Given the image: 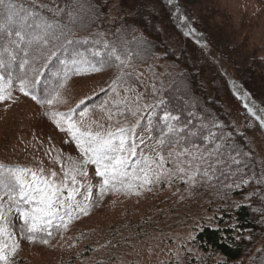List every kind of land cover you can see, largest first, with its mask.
I'll return each instance as SVG.
<instances>
[{
    "label": "trees",
    "instance_id": "trees-1",
    "mask_svg": "<svg viewBox=\"0 0 264 264\" xmlns=\"http://www.w3.org/2000/svg\"><path fill=\"white\" fill-rule=\"evenodd\" d=\"M7 2L13 5L14 13H34L32 19L35 23L51 24L52 28L45 36L48 44L34 43L31 46L27 57L29 64L24 69L18 67L19 60L9 66L10 86L7 83L8 75L0 69V75L5 76L0 86L6 89L2 93L5 98L0 100V122L4 119L8 97L21 94L31 101L26 102L31 109L27 118L36 136L46 142L54 159L65 162L72 160L75 165L78 163L76 156L82 153L72 151L77 141L67 131L69 122L79 128L78 123L89 118H104L123 124L132 120V126L139 121L136 132L144 143L136 139L137 156L131 157L130 163L139 159L141 152L149 157H155V152H159L164 156V164L156 172L165 173L169 178L168 184L162 182L159 195L145 201L151 211L157 212L163 205L171 211L176 207L177 218L185 212L182 215L184 224H200L194 228V242L203 251H210L220 257L219 261L212 264H264V179L256 157L222 104L223 88L216 82L217 74L212 75L210 83L213 90L208 93L202 82L206 69L203 56L193 66L186 55V47L181 48L180 52L169 48L159 27L164 23L181 41L191 42L218 59L221 71L227 76L225 78L231 94L247 110L252 109L251 113L257 118L262 115L260 110L264 109V62L255 52L246 57L233 46V42L238 41L241 48H245L251 27L247 25V20L234 19L217 0ZM5 15L7 12L0 7V23L4 21ZM61 32L68 33L69 39L77 41L67 52L59 47L64 43ZM105 44L116 47L117 54L126 61L125 65L117 67L114 63L93 72L88 70L86 62L72 63L73 60L95 62L91 53H103ZM6 47H10L8 41L0 37V50ZM51 51H57L59 60H65L67 67L56 57L45 66V55ZM77 68L82 69L81 74H76ZM140 69H144V75L168 84L153 107L142 110L141 103L136 102L138 110L135 112L132 97L141 88ZM118 77L122 79L113 91V81ZM22 79L29 81L24 91L20 90ZM84 82L89 93L73 106L75 89ZM49 100L52 102L48 103ZM165 111L179 117L178 122H174L177 128L198 131L203 126L205 130L211 128L218 136L223 134V140H217L216 143L224 144L229 151L232 150L229 146H234L241 154L237 159H241L242 163L233 165L231 169L223 167L217 170L212 179L198 174L189 179L193 171L182 163L188 158H178L177 154L185 147L192 148L193 144L201 148L203 146L199 139L192 138H188L190 142L185 144L184 134L181 133L170 146L161 148L157 141L162 124L160 117ZM260 128L264 133L261 122ZM101 133H106V129ZM37 142L39 145L42 143L39 140ZM236 151L232 154L236 155ZM169 153L172 155L169 156ZM83 161L88 166L84 155ZM180 168H185L186 172H180ZM164 189L166 192H163ZM115 193L123 195L121 189ZM0 197L1 203L7 205V197L2 193ZM98 198L91 199V211L101 205L102 199ZM204 208H213L212 215L199 217L200 209ZM12 213L8 215V220L13 219L14 215V219L19 216L15 211ZM81 216L82 213L78 212L72 215L70 221L65 217V222L67 225L72 224ZM205 217L213 223L212 226L207 225ZM59 223V220L54 221V224ZM22 224L18 226L8 221L13 236L19 238L21 243L35 244L44 237V232H40L35 234L34 240H29V234L21 232Z\"/></svg>",
    "mask_w": 264,
    "mask_h": 264
},
{
    "label": "rangeland",
    "instance_id": "rangeland-1",
    "mask_svg": "<svg viewBox=\"0 0 264 264\" xmlns=\"http://www.w3.org/2000/svg\"><path fill=\"white\" fill-rule=\"evenodd\" d=\"M217 1L234 19L245 18L247 25L251 26L245 48H241L238 41L233 42V46L246 57L255 52L264 62V0ZM159 27L162 38L169 48L180 52L181 48L186 47V55L193 66L198 63L199 57L203 56L206 69L202 75V82L208 93L213 90L210 83L212 75L217 74L216 82L223 88L222 104L238 132L244 134L247 146L254 153L261 177L264 179V133L260 128V122L231 94L226 81L227 76L219 67L220 61L199 46L183 40L182 42L164 23ZM139 72L142 74L141 88L137 91L139 95L136 92L132 97L135 112L138 110L136 102L141 103L142 110L153 107L168 84L144 75V69H140ZM86 84L84 82L76 87L73 106L89 93ZM26 102L31 101L21 94L8 97L5 102L4 119L0 122V162L14 168L31 169L57 186L67 183L69 188L73 187L71 176L66 178L65 172L75 169L74 174L78 182L76 186L83 185L75 199L84 206L86 214L81 212L82 216L74 223L68 224L66 228L63 226L56 228V224H53L52 236L44 233V237L35 244H21L19 239L13 236L18 248L9 257L10 264H212L220 260L217 254L203 251L193 242L194 228L200 224L196 226L192 223L184 224L182 215L185 212L177 218L176 207L171 211L163 205L157 212H153L145 204L148 198L159 195L163 183L168 184L167 174L156 172L151 183L145 184L137 180L131 188L117 184L115 188L109 187L101 194L99 185L102 178L96 175L94 164L88 162L87 166V163H84L82 154L76 156L78 163L75 165L72 160L65 162L54 159L46 142L41 141L30 126L27 115L31 109L30 104ZM131 122L132 120H129L123 124L104 118H89L80 121L78 125L81 131L101 133L104 129L107 132L116 131L120 127H131ZM38 140L42 142L41 145L38 144ZM72 151L81 153L75 145ZM52 173H55V177L51 175ZM89 185L91 199H99L98 197L102 199L99 208L92 211L89 209L91 199L88 201L84 199ZM120 189L123 195L115 193L120 192ZM163 192H166V189ZM64 195H67V189L64 190ZM212 210L214 209H200L199 217L207 214L211 216ZM78 212L74 208L72 215ZM14 217L15 215L8 221L20 226L23 221L19 216L15 219ZM205 219L207 225L212 226L213 223L211 224L207 217ZM8 227L12 232L9 225ZM43 239H47L48 243L41 242ZM5 242L11 244L13 241Z\"/></svg>",
    "mask_w": 264,
    "mask_h": 264
},
{
    "label": "snow or ice",
    "instance_id": "snow-or-ice-1",
    "mask_svg": "<svg viewBox=\"0 0 264 264\" xmlns=\"http://www.w3.org/2000/svg\"><path fill=\"white\" fill-rule=\"evenodd\" d=\"M0 7L7 12L4 21L0 23V37L6 39L10 45V47L0 50V69H3L8 75L7 83L10 86L11 72L9 66L19 60L18 67L24 69L29 64L27 57L31 46L34 43L48 44L45 36L48 34L49 29L52 28V25L35 23L34 19H32L35 15L34 13L26 15L14 13L12 11L13 5L8 3L7 0H0ZM38 29L41 31H38ZM61 35L64 37V43L59 47L64 52H67L70 48H73L77 41L69 39L68 33L61 32ZM104 49L103 53L100 51L91 53L95 62L91 60H73L72 63L75 65L86 62L88 63V70L93 72L100 71L105 65L111 66L114 63L117 67L125 65L126 61L121 59V56L117 54L115 46L105 44ZM53 57L59 60L57 51H51L45 55V66H47ZM59 62L67 67L65 60H59ZM81 72L82 69H76V74H81ZM121 79L122 77H118L117 80L113 81V91L115 90V85ZM4 80L5 76L0 75V81ZM38 82L36 81L35 83ZM26 84H29V81L22 79L21 91L25 90ZM5 91L6 89L0 86V100L5 98L2 95ZM33 98L35 99V97ZM47 102L51 103L52 101L49 100ZM249 111L253 110L249 109ZM260 112L262 115L258 116L257 119L264 126V109H261ZM118 114L124 115V113ZM131 114L136 115L135 112H131ZM160 120L162 124L157 142L161 148L170 146L173 143V139L181 133L184 134L185 144L190 142L188 138H192L193 140L199 139L201 141L202 148L200 145L193 144L192 148L185 147L177 154L178 158L181 156L188 158L182 161V163H185L187 168L193 171V176H189V179H193L197 174L212 179L217 170L223 167L231 169L233 165L239 166L242 163L241 159H237V156L241 154L235 150L234 146H229L232 149L229 151L224 144L216 143L217 140H223V134L218 136L211 128L205 130L203 126L198 131H185L183 128H177L174 122H178L179 117L172 116L167 111L160 117ZM138 124L139 121L137 125L120 127L114 132L93 133L91 130L81 131L74 123L69 122L67 131L76 139L77 146L86 157V162L94 164L96 166V175L102 178V182L99 185L101 194L109 187L115 188L117 184L122 187L131 188L134 181L137 180H141L145 184L151 183L152 176L156 175V169L162 168L164 156L159 152H155V149H153L155 157L146 156L141 152L140 158L130 164L131 157L137 156L136 139L139 138L140 143H144L143 138L138 137V133L136 132ZM233 151H236V155L232 154ZM171 155L169 153V156ZM153 165H155V168ZM179 171L186 172V169L180 168ZM40 172L42 173L43 170L41 169ZM74 173L75 169H69L65 172L66 178L69 175L71 176L73 187L69 188L67 183L57 186L53 181H49L46 177L33 172L31 169L10 168L0 165V193L8 199L7 205L0 203V237L4 238L0 239V264H10L9 257L18 248L13 234L8 227V214L13 211L17 212L19 219L23 221L21 232L28 233V239L34 240L35 234L40 232L46 233L49 237L52 236V228L56 220L60 221L59 224L55 225L56 228L61 226L66 228L65 217L70 221L74 208L76 211L85 212L84 206L75 199L79 195L80 188L83 185L76 186L78 182ZM83 174L86 175V173ZM51 175L55 177V173ZM245 183L247 182L245 181ZM65 189H67L66 196L64 195ZM84 199L85 201L91 199V185H89ZM62 212L64 213L63 215H61ZM6 240H12L13 242L8 244L5 242ZM41 242L48 243V240L43 239Z\"/></svg>",
    "mask_w": 264,
    "mask_h": 264
}]
</instances>
